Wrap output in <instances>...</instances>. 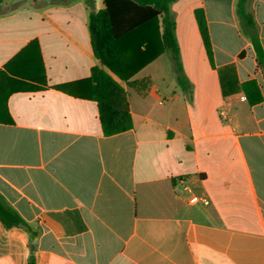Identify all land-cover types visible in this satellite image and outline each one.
<instances>
[{
    "label": "crops",
    "instance_id": "1",
    "mask_svg": "<svg viewBox=\"0 0 264 264\" xmlns=\"http://www.w3.org/2000/svg\"><path fill=\"white\" fill-rule=\"evenodd\" d=\"M236 4L172 3L192 92L161 64L168 52L128 82L114 76L133 128L112 136L88 82L99 65L89 19L104 0L0 4V70L37 41L47 79L43 91L12 93L11 123H0V197L36 232L34 264H264V73ZM250 11L264 48V0H251ZM143 79V93L128 85ZM249 80L263 96L253 106L242 89ZM196 196L209 204H191ZM30 256L28 230L0 221V264Z\"/></svg>",
    "mask_w": 264,
    "mask_h": 264
},
{
    "label": "trees",
    "instance_id": "2",
    "mask_svg": "<svg viewBox=\"0 0 264 264\" xmlns=\"http://www.w3.org/2000/svg\"><path fill=\"white\" fill-rule=\"evenodd\" d=\"M3 1L5 0H0V4ZM175 1L177 0H104L105 8L91 13L89 19L91 45L99 65L92 69L88 80L92 86L89 98L97 103L105 136L116 135L133 128L126 92L114 76L128 82L140 70L164 52H168L178 86L184 93L191 94V84L185 75L180 58L176 23L170 11ZM250 2L251 0H237L236 14L240 30L250 40L258 66L264 73V48L254 15L250 11ZM91 4L90 6H93ZM194 16L210 65L215 67L212 42L203 8H197ZM15 66H24L26 70L14 71ZM3 84L6 86L1 90ZM149 84V79L128 83L141 93L147 90ZM46 88L47 79L40 45L34 41L0 70V123H11L7 99L12 93H34ZM242 89L250 105L263 101L255 80L245 82ZM0 221L7 229L24 227L28 230L31 245L29 264H34L37 234L1 197Z\"/></svg>",
    "mask_w": 264,
    "mask_h": 264
},
{
    "label": "rangeland",
    "instance_id": "3",
    "mask_svg": "<svg viewBox=\"0 0 264 264\" xmlns=\"http://www.w3.org/2000/svg\"><path fill=\"white\" fill-rule=\"evenodd\" d=\"M170 60V61H169ZM161 64L165 67V69H171L172 67V63H171V59H170V55L168 53H166V55L164 56V59L161 61ZM162 69L161 67L156 71V76L160 77L162 75ZM172 71H173V67H172ZM168 73H170V71L165 72V74L167 75Z\"/></svg>",
    "mask_w": 264,
    "mask_h": 264
},
{
    "label": "built area",
    "instance_id": "4",
    "mask_svg": "<svg viewBox=\"0 0 264 264\" xmlns=\"http://www.w3.org/2000/svg\"><path fill=\"white\" fill-rule=\"evenodd\" d=\"M191 204H197V203H202L203 205H208L209 204V200L205 197H193L190 200Z\"/></svg>",
    "mask_w": 264,
    "mask_h": 264
}]
</instances>
